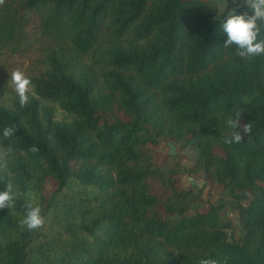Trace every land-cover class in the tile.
Returning <instances> with one entry per match:
<instances>
[{"label": "trees", "instance_id": "1", "mask_svg": "<svg viewBox=\"0 0 264 264\" xmlns=\"http://www.w3.org/2000/svg\"><path fill=\"white\" fill-rule=\"evenodd\" d=\"M228 13L208 0H4L0 62L31 48L30 26L43 45L27 105L0 102V190L19 193L0 209V264H264V56L223 46ZM237 110L251 131L228 145ZM159 138L192 148L187 172L225 197L190 215L161 202L151 181L163 170L140 153ZM28 193L45 217L34 231L19 223Z\"/></svg>", "mask_w": 264, "mask_h": 264}, {"label": "rangeland", "instance_id": "2", "mask_svg": "<svg viewBox=\"0 0 264 264\" xmlns=\"http://www.w3.org/2000/svg\"><path fill=\"white\" fill-rule=\"evenodd\" d=\"M10 1V0H7ZM16 1V0H15ZM217 5L218 0H208ZM243 2V0H238ZM244 3V2H243ZM237 4V0H227V7L225 13L220 16V9L218 8L219 17L225 16L230 10H232ZM30 34L28 37L31 39V48L28 50H22L26 52L16 54L3 55L0 62V102L6 103L8 100L17 95L14 86L11 83L10 73L19 68L24 71L26 75L30 70L39 68L36 63L37 59L42 52V42H38L36 39L37 33L33 27H29ZM34 66V67H33ZM56 115L59 119L65 117V114L58 108L56 109ZM140 153L143 156V161H152L154 164L162 168L164 173V179L152 180V193H154L161 202L165 201L168 197L172 196L174 201L185 204L187 206L185 213L190 215L195 211H205L208 208L209 199H218L225 197V190L221 185H218L212 181L204 179L203 173L187 172V168H190L195 160V151L190 147H183L180 144H176L167 138H159L155 144L149 143L146 146L140 148ZM172 174L174 179H178L175 186L172 185ZM176 189V190H175ZM183 189H190L192 191L189 197H184L178 192ZM164 218H169L172 222L176 218V213H167L162 210ZM223 220L226 217L232 219V222L237 225L227 230L229 234L231 232L240 234L241 230L238 227L235 212L227 204L225 211L222 213Z\"/></svg>", "mask_w": 264, "mask_h": 264}, {"label": "clouds", "instance_id": "3", "mask_svg": "<svg viewBox=\"0 0 264 264\" xmlns=\"http://www.w3.org/2000/svg\"><path fill=\"white\" fill-rule=\"evenodd\" d=\"M243 2L251 9L252 14L247 12L237 14L235 9L228 13L227 18L221 24L222 31L226 34L227 40L224 47L232 45L236 46V55L247 59L250 57L264 56V39L260 38V34L264 31V0H243ZM238 6L239 2L237 0ZM4 4V0H0V5ZM217 7L220 9V16L225 13L227 0H218ZM11 83L19 97V103L23 107L29 102V96L32 92L31 80L24 71L19 68L10 73ZM241 111L237 110L234 118L227 119L226 123L233 131L230 136L224 137V143L231 145L233 143H241L244 135L250 133L251 127L249 124H241ZM241 129V131H237ZM16 129L14 127H5L3 137L10 138ZM33 153L38 149L33 146ZM11 154V146L6 150L0 151V170L5 167V161ZM27 200L24 205L25 213L19 221L20 225L28 231H34L44 227L45 217L42 214V208L36 203V197L32 193H28ZM19 198V193L14 191L12 183H6L3 190H0V209H11L15 207L16 200ZM199 264H219L215 259H201ZM224 264H227L225 259Z\"/></svg>", "mask_w": 264, "mask_h": 264}]
</instances>
